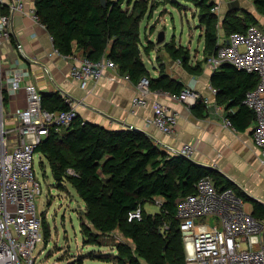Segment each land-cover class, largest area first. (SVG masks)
Listing matches in <instances>:
<instances>
[{"label": "trees", "instance_id": "16d2710c", "mask_svg": "<svg viewBox=\"0 0 264 264\" xmlns=\"http://www.w3.org/2000/svg\"><path fill=\"white\" fill-rule=\"evenodd\" d=\"M196 2L206 25L205 50L210 53L217 46L219 33V17L212 10L215 1ZM124 3L125 0H106V5L102 0H36L35 4L54 45L63 54L79 50L95 61L107 57L116 61L120 70L129 73L135 82L148 75L152 89L180 92L185 87L183 82L165 72L152 76L142 58L141 22L151 8L141 0H136L131 8ZM254 3L264 14V0ZM257 22L252 12L233 8L220 24L229 35L245 31ZM258 81L256 73L231 63H224L213 73L218 101L227 109L239 107L236 112L228 113L239 130H246L256 118L244 100L247 91ZM42 101L49 109L69 108L60 91L42 94ZM5 102H8L7 94ZM194 109L203 115L202 99H198ZM37 151L42 165L45 166L44 158L48 160L57 186L64 187V182L69 180L85 201L81 226L86 243L102 245V234L118 228L134 240L138 255L126 243L117 244L121 258H126L124 264H139L141 260L150 264H188L176 215L177 203L193 192L194 184L207 174L219 187L233 186L247 201H253L220 171L183 153L170 154L147 132L129 126L109 128L86 121L80 114L67 127H53ZM156 196L163 198L162 207L171 217L168 223L163 212L150 213L144 207L145 201ZM253 205V213L264 218V204L254 200ZM138 207L142 209V218L130 220V212Z\"/></svg>", "mask_w": 264, "mask_h": 264}, {"label": "built area", "instance_id": "2783aa9c", "mask_svg": "<svg viewBox=\"0 0 264 264\" xmlns=\"http://www.w3.org/2000/svg\"><path fill=\"white\" fill-rule=\"evenodd\" d=\"M212 10L218 13L220 3L215 2ZM26 11L25 0H0V46L14 32V15ZM29 13L45 25L36 6ZM54 51L62 53L57 47ZM63 55L71 57L73 54ZM206 61L213 71L224 63H231L259 76L257 85L247 91L244 102L255 113L253 138L264 163V29L252 23L245 31L229 35L219 32L217 46ZM108 68L119 66L107 57L95 61L82 54L75 58L71 75L81 87L87 88L91 81H99ZM126 77L130 78V74L126 73ZM24 79L25 69L19 59L8 68L7 74L3 73L0 63V264H36L34 251L43 239V218L36 205V197L42 191V182L35 169L37 147L53 127H67L79 114L76 102L66 93L62 95L69 104L68 109L45 107L38 86L31 82L24 86ZM8 83L14 92L25 87V108L7 110ZM137 87L133 106L149 105L153 90L150 77L142 76ZM211 88L217 91L216 87ZM155 91L167 92L171 98L190 106L201 97L196 89L188 86L180 92ZM152 108L153 122L158 129L164 133L173 132L179 121L178 113L159 99L152 102ZM226 122L232 125L230 119ZM194 148V144L187 142L178 153L192 157ZM69 171L74 172L73 169ZM194 186L193 192L178 200L176 212L187 263L264 264V218L248 208L247 200L233 186L219 187L209 174ZM133 218H142L141 207L130 212L129 219ZM139 264L150 263L141 260Z\"/></svg>", "mask_w": 264, "mask_h": 264}, {"label": "crops", "instance_id": "0c3cea01", "mask_svg": "<svg viewBox=\"0 0 264 264\" xmlns=\"http://www.w3.org/2000/svg\"><path fill=\"white\" fill-rule=\"evenodd\" d=\"M212 1L220 3L217 13L218 17L220 16L219 22H222L227 11L240 8L252 12L258 19L257 24L264 29V14L254 0ZM25 3L27 11L14 15V32L11 38L0 46V63L4 74H7L8 68L14 66L19 59L25 69L24 86L31 82L38 86L42 94L55 91L66 93L74 99L78 113L86 121L109 128L130 125L141 129L170 154H178L179 149L190 142L195 147L193 160L220 171L248 193L253 201L264 204V163L253 138L256 118L246 130H239L233 123L227 124V119H230L228 113L236 112L239 107L227 109L225 104L218 101V89L214 91L211 88L216 87L212 82L214 71L207 65V58L202 60L200 69L192 70L185 69L177 59L169 58L167 71L173 78L183 82L185 87H191L200 93V99L204 103L203 115L196 113L194 105L190 106L171 98L167 92H157L154 89L149 95V105L133 106V98L138 94L137 83L131 77L127 78L120 68H108L99 81H91L87 88L81 87L71 75V66L75 58L82 53L76 50L71 57H66L55 52L56 46L47 27L37 22L29 13V10L36 6V0H25ZM219 32L225 33V30L221 28ZM203 39L205 44V36ZM143 46L141 45V51L146 52ZM203 46L205 49V45ZM152 51L156 53L157 47L151 49L149 54ZM210 53L207 52V55ZM151 60L153 63V59ZM154 60L157 61L156 54ZM153 68L154 70L148 69L151 75L156 77L160 74V68L157 63L153 64ZM24 86L14 92L8 83V111L27 106V92ZM156 99L169 105L179 115L178 124L171 133L162 132L153 122L152 102ZM253 201H247L251 210L254 207Z\"/></svg>", "mask_w": 264, "mask_h": 264}, {"label": "rangeland", "instance_id": "374dc122", "mask_svg": "<svg viewBox=\"0 0 264 264\" xmlns=\"http://www.w3.org/2000/svg\"><path fill=\"white\" fill-rule=\"evenodd\" d=\"M135 1L125 0L124 6L131 8ZM141 1L151 8L141 22V45L146 51H142V58L147 67L154 70L153 64L157 63L159 73L169 74L171 58L177 59L187 70L200 69L202 60L207 57L203 46L206 25L201 20V10L196 0ZM220 23L218 29L225 30ZM162 31L164 39L159 41ZM156 47V53L152 51L149 54ZM149 59H153V63ZM41 159V154L37 152L35 169L42 182V191L36 197V205L38 214L43 218V239L34 251L36 264H81L80 260H83V264H124L126 258H121L117 245L121 242L126 243L134 255H138L134 240L120 228L102 234V245L86 243L81 226V218H84L86 211L85 201L69 180L64 182V187H58L48 160L44 158V166ZM162 203L163 198L156 196L145 201L144 207L150 213L163 212L168 223L171 217L163 209Z\"/></svg>", "mask_w": 264, "mask_h": 264}, {"label": "water", "instance_id": "95a60500", "mask_svg": "<svg viewBox=\"0 0 264 264\" xmlns=\"http://www.w3.org/2000/svg\"><path fill=\"white\" fill-rule=\"evenodd\" d=\"M102 3L104 4V5H106V0H102ZM164 39V33H163V31L160 33V35H159V37H158V40L159 41H162ZM129 127H132V126H130V125H128ZM204 165V164H203ZM206 166H208V165H206ZM210 167V166H209Z\"/></svg>", "mask_w": 264, "mask_h": 264}, {"label": "bare ground", "instance_id": "6f19581e", "mask_svg": "<svg viewBox=\"0 0 264 264\" xmlns=\"http://www.w3.org/2000/svg\"><path fill=\"white\" fill-rule=\"evenodd\" d=\"M137 83V82H136Z\"/></svg>", "mask_w": 264, "mask_h": 264}]
</instances>
